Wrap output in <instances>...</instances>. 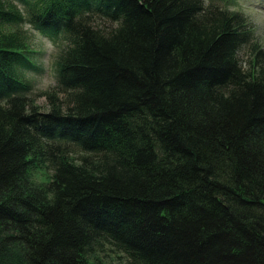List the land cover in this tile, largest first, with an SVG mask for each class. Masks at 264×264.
<instances>
[{"label": "trees", "instance_id": "1", "mask_svg": "<svg viewBox=\"0 0 264 264\" xmlns=\"http://www.w3.org/2000/svg\"><path fill=\"white\" fill-rule=\"evenodd\" d=\"M23 24L66 40L45 109ZM111 256L264 264V49L204 0H0V264Z\"/></svg>", "mask_w": 264, "mask_h": 264}, {"label": "rangeland", "instance_id": "2", "mask_svg": "<svg viewBox=\"0 0 264 264\" xmlns=\"http://www.w3.org/2000/svg\"><path fill=\"white\" fill-rule=\"evenodd\" d=\"M206 5L214 4L222 9L241 12L246 15L253 27L255 36L264 49V0H204ZM20 10L23 7L20 5ZM5 31L15 30L6 27ZM22 30L27 37V45L32 52V61L38 67L37 71L24 72L26 80L32 87L31 97L37 106L45 109L47 106L44 93L53 91L57 87L55 62L60 51L65 47L64 35L54 37L48 33L35 29L29 24H23ZM240 58L244 62L248 59L247 49H242ZM51 172L44 170L36 174L39 181H48ZM105 261L121 264L114 256L104 258ZM117 260V261H116Z\"/></svg>", "mask_w": 264, "mask_h": 264}]
</instances>
